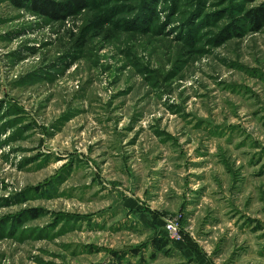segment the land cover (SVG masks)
<instances>
[{"label":"rangeland","instance_id":"rangeland-1","mask_svg":"<svg viewBox=\"0 0 264 264\" xmlns=\"http://www.w3.org/2000/svg\"><path fill=\"white\" fill-rule=\"evenodd\" d=\"M262 3L0 0V264H264Z\"/></svg>","mask_w":264,"mask_h":264},{"label":"trees","instance_id":"trees-1","mask_svg":"<svg viewBox=\"0 0 264 264\" xmlns=\"http://www.w3.org/2000/svg\"><path fill=\"white\" fill-rule=\"evenodd\" d=\"M17 5H29L35 12L45 15L53 19H62L64 15H72L75 10H83L89 6L90 0H65L56 2L55 0H11ZM254 1V0H249ZM246 22L254 31L260 30L264 27V3L261 5L245 10ZM167 239L163 237H155L151 240L153 247L161 249L166 245ZM188 241V239H187ZM136 249H132L135 251ZM194 251H197L193 248ZM198 252V251H197ZM207 264H212L211 262Z\"/></svg>","mask_w":264,"mask_h":264},{"label":"built area","instance_id":"built-area-1","mask_svg":"<svg viewBox=\"0 0 264 264\" xmlns=\"http://www.w3.org/2000/svg\"><path fill=\"white\" fill-rule=\"evenodd\" d=\"M165 229L168 233L169 238L177 239L180 236L179 228L177 226V222L173 220H168L165 224Z\"/></svg>","mask_w":264,"mask_h":264}]
</instances>
